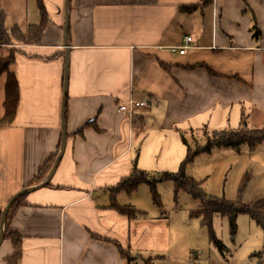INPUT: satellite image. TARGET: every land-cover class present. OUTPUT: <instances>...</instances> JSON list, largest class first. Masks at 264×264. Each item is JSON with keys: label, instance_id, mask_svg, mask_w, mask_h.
I'll return each instance as SVG.
<instances>
[{"label": "crops", "instance_id": "obj_1", "mask_svg": "<svg viewBox=\"0 0 264 264\" xmlns=\"http://www.w3.org/2000/svg\"><path fill=\"white\" fill-rule=\"evenodd\" d=\"M34 1L0 0L8 31L39 24ZM42 2L48 22L41 42L0 47V57L14 52L10 69L20 94L13 122L0 125L2 208L36 185L30 183L62 136L65 0ZM69 26L65 150L48 183L24 194L12 212L18 264H133L134 252L167 245L140 214L109 205L133 166L145 168L150 135L176 129L187 138L197 128L177 125L232 107L245 119L257 112L264 123V0H70ZM187 35L185 53L172 52ZM5 79L1 74L0 118ZM129 99L147 105L119 111ZM122 194L131 193L119 192L115 201L135 210L119 202ZM14 252L4 230L0 264ZM230 254L227 264H264L261 252L244 249L242 261Z\"/></svg>", "mask_w": 264, "mask_h": 264}, {"label": "rangeland", "instance_id": "obj_2", "mask_svg": "<svg viewBox=\"0 0 264 264\" xmlns=\"http://www.w3.org/2000/svg\"><path fill=\"white\" fill-rule=\"evenodd\" d=\"M30 1L35 5L34 0ZM7 24H11L10 18ZM11 53L12 50H9L0 58H8ZM223 114L216 115V112H211L198 115L189 124L177 126L186 130L190 126L197 128L198 131L193 135H187L189 144L194 147L196 143H205L206 139L202 132L204 127L211 131L221 128L236 129L242 126V116H239L236 107L229 108ZM257 114L254 112L245 119L248 128L263 126L264 123L258 119ZM154 133L150 135L142 149L146 153L143 162L145 168L136 165L149 174L152 180L158 179L157 177L165 172L177 173L186 155V145L178 130L167 129L158 137ZM185 173L200 181V187L207 195L225 199L236 206L249 205L264 198V144L259 145L254 151L247 145H241L239 148L222 147L215 148L209 153H200L186 166ZM156 190L160 205L154 202L150 186L145 183L140 184L130 195L122 194L119 197V202L131 203L136 208L135 214H140L149 221L151 231H154L153 235L157 233V239L161 240V244L167 245L166 248L157 247L148 252H134L133 264H227V260H231L232 252L236 253V259L239 257L238 261L246 259L239 256V252L244 249L264 254L263 229L248 215L243 213L237 215L234 232L227 215L219 213L213 215L211 220L213 235L226 247L220 248L210 239V229L203 215L192 213L201 210L199 200L192 198L186 190L175 192L173 182L170 180L156 181Z\"/></svg>", "mask_w": 264, "mask_h": 264}, {"label": "trees", "instance_id": "obj_3", "mask_svg": "<svg viewBox=\"0 0 264 264\" xmlns=\"http://www.w3.org/2000/svg\"><path fill=\"white\" fill-rule=\"evenodd\" d=\"M37 7L41 16L39 24L28 25L25 30H22L19 26L13 25L9 31L5 27V11L0 7V45L11 44L13 41L26 43V44H39L43 38L44 31L47 26L48 17L42 0H36ZM191 6H182L183 10H190ZM70 33V26L68 35ZM57 55H55L56 57ZM14 52L10 54L8 58H0V75L6 73L5 79V95L3 101L4 115L0 118V125H9L13 122L17 107L19 103V84L15 73L10 69V66L14 63ZM209 69L208 67H206ZM210 70V69H209ZM241 127L236 129H217L208 131L206 127L202 129L205 136V143H196L195 146H191L185 136L182 135L181 139L186 145V155L180 164V169L177 173L165 172L159 175L158 179H150L149 174L133 166L131 173L125 177L120 183H118L111 191L112 197L109 207L117 210L120 213L127 214L129 216L135 215V210L130 205H120L115 201V195L119 192L131 193L140 184H148L150 186L151 194L154 202L160 205L159 195L156 190V181L170 180L173 182L174 191L178 192L183 189L188 191L192 198L199 200L201 204V210L192 213H201L204 217L205 223L209 226L210 239L220 248L226 247L213 235L211 228V220L214 214L219 213L221 215H227L231 229L234 232L236 227V217L239 213L248 215L253 219L257 225H259L264 232V198H261L249 205L236 206L233 203L226 201L225 199L216 198L211 195H207L200 187L201 182L195 180L191 176H187L185 173L186 166L191 163L200 153L211 152L215 148L233 147L239 148L241 145H247V147L254 151L259 145L264 144V124L260 128L250 129L246 125L245 114L242 113ZM59 141L58 151L61 144ZM58 151L48 159L41 167L35 178L30 184H37L45 178L50 171L54 160L58 154ZM24 195L16 199L10 206L4 222L5 238L12 241L15 252L6 258L8 264H18V260L21 254V237L16 232L9 229L10 218L13 210L20 205ZM2 207H0L1 216ZM264 247V246H263Z\"/></svg>", "mask_w": 264, "mask_h": 264}, {"label": "water", "instance_id": "obj_4", "mask_svg": "<svg viewBox=\"0 0 264 264\" xmlns=\"http://www.w3.org/2000/svg\"><path fill=\"white\" fill-rule=\"evenodd\" d=\"M69 2H70V0H65V23H64V28H63V43H64V46L66 47V54H65V67H64L63 98H62V103H61V134H62V139H61L60 149H59V152H58V154L54 160V163H53L50 171L45 176V178L43 180H41L35 186L26 187V188L22 189L21 191L15 193L14 195H12L10 197V199L8 200V202L2 208L1 216H0V245L4 239L5 218H6L8 210H9L10 206L12 205V203L16 199H18L20 196L47 184L48 181L50 180L53 172L55 171L57 165L59 164L61 157L63 155V152L65 150V145H66V140H67L65 112H66V98H67V81H68V72H69V50H68Z\"/></svg>", "mask_w": 264, "mask_h": 264}, {"label": "built area", "instance_id": "obj_5", "mask_svg": "<svg viewBox=\"0 0 264 264\" xmlns=\"http://www.w3.org/2000/svg\"><path fill=\"white\" fill-rule=\"evenodd\" d=\"M191 41H192V37L187 35L184 37L183 44L180 46L172 47L171 51L177 52L179 54H183L188 49ZM146 105H147V103L145 101H137L134 99H129L126 103L119 104L118 110L123 111V112H127L128 114H131L133 112V110H135L136 108L144 107Z\"/></svg>", "mask_w": 264, "mask_h": 264}]
</instances>
